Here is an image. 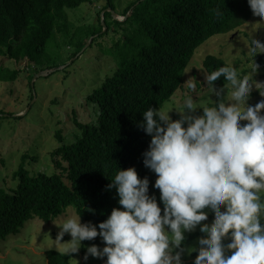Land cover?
Returning <instances> with one entry per match:
<instances>
[{
	"label": "trees",
	"instance_id": "trees-1",
	"mask_svg": "<svg viewBox=\"0 0 264 264\" xmlns=\"http://www.w3.org/2000/svg\"><path fill=\"white\" fill-rule=\"evenodd\" d=\"M93 1L101 2L0 0V57L14 62L26 59L34 67L30 79L39 71L59 69L47 64L52 61L49 49L59 45L57 35L74 48L71 59L90 38L91 47L95 38L111 30L114 37L121 33V39L112 41L114 49L106 53L116 62L114 73L88 96L96 104V120L78 123L80 132L72 143H65L62 132H56L59 145L51 154L53 173H30L24 155L13 173L16 183L8 189L0 186V240L28 220L50 222L68 207L80 214L81 223L98 225L114 207L122 208L115 188H107L116 168L134 167L138 178L147 177L148 194L162 209L159 190L152 187L156 174L143 165L142 153L151 137L138 126L142 113L148 107L158 109L182 87L183 73L201 45L252 16L247 0H131L121 13L115 0H104L97 13L98 26L72 29L65 10ZM111 11L125 20L114 19ZM253 60L259 65L257 73L264 70V53ZM202 65L207 74L227 62L208 54ZM18 74L0 65V82H13ZM223 85V77L213 82L214 87ZM45 257L47 264H71L72 254L49 249Z\"/></svg>",
	"mask_w": 264,
	"mask_h": 264
},
{
	"label": "clouds",
	"instance_id": "clouds-1",
	"mask_svg": "<svg viewBox=\"0 0 264 264\" xmlns=\"http://www.w3.org/2000/svg\"><path fill=\"white\" fill-rule=\"evenodd\" d=\"M247 5L264 23V0ZM259 53L264 42L249 39L245 74L232 63L207 73L205 102L185 93L178 107L142 113L138 126L151 137L143 165L156 174L152 187L159 190L162 209L148 194L147 177L138 178L134 167L116 168L107 188H115L122 208L114 207L98 225L81 223L79 213L62 217L53 223L59 231L54 240L48 237V248L68 256L99 236L104 246L86 247L84 261L91 256L103 264H182L184 233L199 226L198 249H189L198 252L193 264H264V99L246 103L253 88L264 97V82L252 79ZM220 77L223 89H215ZM198 108L202 113L194 115ZM173 110L179 119H171ZM66 233L70 239L62 242Z\"/></svg>",
	"mask_w": 264,
	"mask_h": 264
},
{
	"label": "rangeland",
	"instance_id": "rangeland-1",
	"mask_svg": "<svg viewBox=\"0 0 264 264\" xmlns=\"http://www.w3.org/2000/svg\"><path fill=\"white\" fill-rule=\"evenodd\" d=\"M129 1L131 0H115L117 12L121 13ZM104 3V0L93 1L92 4H82L78 8L65 10L67 21L72 25V29L90 25L98 26L97 13ZM116 15L120 19H117L118 21L125 20V17ZM113 32L111 30L107 35L95 38L91 47L90 38L81 51L71 59L69 56L74 48L65 44L60 35H57L59 45L57 48L49 49L51 51L49 57L52 61L47 64H55L57 68L60 66L63 68L49 69L53 71L47 76L36 79L33 86L34 94L31 87L32 79H30L33 65H30L26 59L14 62L6 57H0L1 66L19 71L15 81L0 82L1 187L8 189L16 183L12 179L13 173L18 169L24 155L27 157L24 166L30 173L39 171L53 173L51 154L59 145L55 136L56 132L59 130L62 132L65 143H72L80 132L78 123H90L96 120V104L91 102L88 96L106 77L111 76L116 68L113 57L106 55L108 49H114L112 41L115 38L121 39V33L114 37ZM246 35L264 42V23L252 15L235 30L211 38L201 45L183 73L182 87L160 108L166 105L178 107L185 93H190L198 103L207 100L206 72L202 61L208 54L223 58L227 64H234L241 74H245V70L247 72L249 69ZM35 68L40 69L41 66H35ZM252 79L257 83L264 82V70L254 73ZM190 83H195V89L188 88ZM214 88L223 89V87ZM226 92L227 90L224 89L222 95H226ZM209 99L216 102L218 97L209 94ZM261 99L264 97H261L258 90L253 88L246 103L254 105ZM201 113L202 110L198 108L193 114ZM168 114L172 120L179 119V114L175 110ZM75 214V210L68 207L50 222L38 218L26 221L16 233L7 236L5 240H0V264H47L46 251L56 250L54 247L48 248L51 245L48 237L54 240L59 231L53 223H59L62 217ZM212 220L213 216L209 213L205 223L210 225ZM91 223L96 225L94 222ZM184 235L185 239L181 245L184 249L181 255L182 264H193L198 252L189 251V249H198L199 239L202 236L199 226ZM69 239L70 236L66 233L62 242ZM227 242V240L224 241L225 244ZM81 244L82 247L78 253L72 254L71 264H74L73 259L79 264H103V258L89 256L87 261L82 259L86 247L93 244L100 248L104 246L99 236L91 241H82Z\"/></svg>",
	"mask_w": 264,
	"mask_h": 264
},
{
	"label": "water",
	"instance_id": "water-1",
	"mask_svg": "<svg viewBox=\"0 0 264 264\" xmlns=\"http://www.w3.org/2000/svg\"><path fill=\"white\" fill-rule=\"evenodd\" d=\"M103 14V13H102ZM111 14H112V16H113V18L114 19H118V20H120L118 17H117V15L113 12V11H111ZM125 19V18H124ZM101 23H102V25L104 26V29H105V24H104V22L103 21H101ZM91 41V40H90ZM90 41H89V43H90ZM60 68H63V66L62 67H59V69ZM53 70H43V71H40V72H38L36 75H34V77L32 78V80H31V87H32V90H33V86H34V82H35V80L36 79H38V78H40V77H44V76H47L49 73H51ZM33 94H34V90H33Z\"/></svg>",
	"mask_w": 264,
	"mask_h": 264
}]
</instances>
